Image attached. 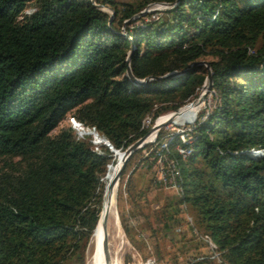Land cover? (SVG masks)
I'll return each instance as SVG.
<instances>
[{
    "label": "trees",
    "instance_id": "obj_1",
    "mask_svg": "<svg viewBox=\"0 0 264 264\" xmlns=\"http://www.w3.org/2000/svg\"><path fill=\"white\" fill-rule=\"evenodd\" d=\"M93 2L111 19L90 0H0V264H87L116 159L61 120L122 151L145 117L195 98L207 68L180 191L140 166L146 144L119 173L118 220L153 264H264V0ZM151 3L171 6L138 14Z\"/></svg>",
    "mask_w": 264,
    "mask_h": 264
},
{
    "label": "bare ground",
    "instance_id": "obj_2",
    "mask_svg": "<svg viewBox=\"0 0 264 264\" xmlns=\"http://www.w3.org/2000/svg\"><path fill=\"white\" fill-rule=\"evenodd\" d=\"M155 7L159 6L156 5ZM205 90L206 84H203L201 91L204 93ZM200 103L201 100L196 98L195 101L187 103L184 107L180 108L176 112L170 113L172 115H164L166 117H163V115L160 116L156 119L154 124L158 125L163 122L177 123L182 119H191ZM73 125L76 124L73 123ZM153 129H151V131L148 133L145 140H148L152 137L154 133ZM118 155L119 154H114V156H116V164L114 163L110 167L108 166L110 178L108 179L106 186H104L105 190L103 193V207L100 211L99 220L91 237L87 264H120L116 256L117 251L114 249V244H119L122 238L115 212V193L117 190L121 163V158L118 157ZM103 217L104 223L102 222Z\"/></svg>",
    "mask_w": 264,
    "mask_h": 264
},
{
    "label": "built area",
    "instance_id": "obj_3",
    "mask_svg": "<svg viewBox=\"0 0 264 264\" xmlns=\"http://www.w3.org/2000/svg\"><path fill=\"white\" fill-rule=\"evenodd\" d=\"M162 9L163 8H159L156 10L159 11ZM150 18L151 20L156 19L157 14L151 15ZM159 117H160L159 115L155 117L154 120H152V122L150 117L148 116L145 117L142 120V126L152 127L156 119ZM194 121H195V114L191 119H182L179 122L174 123L175 125H177V128L175 129L173 134L177 136L178 142L175 143L171 148L169 147L167 140H163L160 143L156 142V135L159 129H153L154 133L152 137L148 140H144L143 144L140 145L139 147L141 148L146 144H154V146L149 147L148 150L144 151L145 160L140 164V166L142 168L149 167V170L154 173L156 181L159 182L166 189L173 190L175 192L180 191L179 166H180V162L185 161L192 152L191 144L193 138L191 136V129ZM75 123H76L75 127L80 130L79 133L80 132L85 134L96 133L93 130V128H90L89 132H83L82 127H79V123L77 122ZM151 127H150V131H151ZM94 137L98 139L99 136L96 134V136ZM92 143L95 144V141L93 140ZM249 153L253 156H259L263 153V149L261 148L250 149ZM205 241H207L206 238ZM208 244L209 247L212 249L213 248L212 244L210 242H208ZM146 262H147L146 264H149L148 262H152V259H147Z\"/></svg>",
    "mask_w": 264,
    "mask_h": 264
},
{
    "label": "rangeland",
    "instance_id": "obj_4",
    "mask_svg": "<svg viewBox=\"0 0 264 264\" xmlns=\"http://www.w3.org/2000/svg\"><path fill=\"white\" fill-rule=\"evenodd\" d=\"M118 1H132V0H118ZM156 5H158L159 7H155ZM165 7H167V6H165V5H162V4H159V3H151V4H149V5H147L146 7H145V9H147V12L148 13H151V12H154L152 15H154V14H157V10L156 9H159V8H164V9H166ZM102 9L103 10H105V11H107V12H109V10L107 9V8H105V7H102ZM151 19V18H150ZM120 31L121 32H123V28L121 27L120 28ZM207 92V91H206ZM206 92H204L203 93V91H201V89L199 88V90L197 91V95H196V97H199V96H201V95H203V100L201 101V103L197 106V109H196V112L200 109V107H202V105L204 104V101L205 100H207V101H210L211 100V98L209 97V95H207V93ZM195 97V98H196ZM195 98H193V99H195ZM193 99H191L190 101H188L187 103H189V102H191ZM186 104V103H185ZM183 106V105H182ZM180 108V107H179ZM174 111H169V112H166V113H163V114H160L159 116H162L163 115V117H166V116H169V115H172V114H170V113H173ZM196 112H195V115H196ZM164 115H166V116H164ZM75 122H77V121H75L73 118H71V117H65L63 120H61L60 122H59V124H58V126H57V128H59V127H61V126H70L73 130H74V132H75V134L78 136V137H82L83 135H88L89 137H90V141H91V143H92V141L94 140L95 141V144H93L94 145V148L96 147V145H98V144H101V143H97L96 141L97 140H99V139H96L95 137H93V134L92 133H87V134H85V133H79V129H77L76 127H75V125H73V123H75ZM78 123V122H77ZM79 127H82V131L83 132H89V130H90V128H88V127H84L83 125H81L80 123H79ZM150 127L151 126H149L148 127V130H147V132L150 130ZM57 128L56 129H54L52 132H55L56 130H57ZM177 128V125H175L174 123H172V122H168V123H166V124H164V125H162L159 129H162V130H164V131H167V132H173L174 133V131H175V129ZM99 138V137H98ZM115 159H116V156H115ZM115 164H116V161H115ZM113 165V164H112ZM107 168V167H106ZM124 177V176H123ZM118 179H119V177H118ZM154 179L156 180V178L154 177ZM102 181H104V179H103V177H102ZM118 186H119V180H118V185H117V190H118ZM117 190H116V193H115V210H116V194H117ZM165 194H173L174 193V191L173 190H164L163 191ZM156 192L155 191H153V192H151L150 194H149V196H148V199H151L153 196H154V194H155ZM116 212V218H117V222H118V225H119V227H120V231H121V235H122V238H121V241H120V243L118 244V243H115L114 245V249L117 251L116 252V256H117V258H118V260H119V262H120V264H146L147 262H146V260L147 259H152V258H147L146 260H142L141 259V257H140V255L132 248V246L130 245V243L128 242V240H127V238L125 237V235H124V232L122 231V229H121V226H120V223H119V220H118V216H117V211H115ZM88 247V246H87ZM88 251H89V248H88ZM86 260H87V249H86ZM149 264H153V261L152 262H148ZM85 264H86V261H85Z\"/></svg>",
    "mask_w": 264,
    "mask_h": 264
},
{
    "label": "water",
    "instance_id": "obj_5",
    "mask_svg": "<svg viewBox=\"0 0 264 264\" xmlns=\"http://www.w3.org/2000/svg\"><path fill=\"white\" fill-rule=\"evenodd\" d=\"M90 1L92 2V4H93L96 8H98V9L104 11L105 13H107V14L109 15V20L111 19V17H112V11H111V9H110L109 7H107V6H103V5H100V4H95V3L93 2V0H90ZM159 4L165 5V6H167V7L171 6V4H169V3H159ZM102 7L107 8V9L109 10V12L103 10ZM167 7H165V8H167ZM163 9H164V8H163ZM144 12H147V9H145V8L142 9L138 14H142V13H144ZM120 33L123 34V35L125 34L124 32H120ZM127 58H128V56L126 55V57H125V59H124L125 62H126V64H127ZM200 63L203 64L204 66H206V62H205V61H201ZM206 67H207V66H206ZM124 74H125V76L129 79V81H130L132 84H141V83H144L146 80L150 79V78H143V79H136V78H134V77L131 75V73H130L128 67L125 68ZM171 74H172V73H170V74H166V75H164V76H170ZM156 78H157V77H156ZM203 84H206V90H205V92L208 91L209 86H210V71L208 70V68H207V72H206V75H205L204 80H203ZM203 95H204V94H203ZM203 95H201V96H199V97H196V98H198V99H200V100L202 101V100H203ZM196 98L193 99L192 101H195ZM192 101H191V102H192ZM174 112H176V111H174ZM166 123H167V122H163V123H160V124H158V125L153 124L152 127H151V129H153V128H154V129H159L162 125H164V124H166ZM149 131H150V130H149ZM149 131L146 132L142 137H139L138 139H136L135 141H133V142H132L131 144H129L124 150H122V151H120V152H119L118 150L114 149V148L108 143V141L105 140V139H103V138H98L99 140H97L96 142L105 145V146L109 149V151H111V152L113 153V155H114V154H119L118 157L121 158L120 169H119V173H120L121 169H122L123 166L125 165L126 160H127L128 157H129V155H130L133 151H135L136 149H138V148L140 147V145L143 144V142H144L146 136L148 135ZM94 136H96V133H93V137H94ZM107 167H108V165H107ZM106 169H107V168H106ZM103 176H104V175H103ZM103 193H104V185H103V188H102V196H101V202H100V211L102 210V207H103ZM100 211H99V216H98L97 221L99 220V217H100ZM102 219H103L102 222L104 223V217H103ZM91 235H92V234H91Z\"/></svg>",
    "mask_w": 264,
    "mask_h": 264
}]
</instances>
